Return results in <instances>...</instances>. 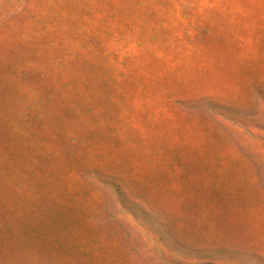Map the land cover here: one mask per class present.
<instances>
[{
    "label": "rangeland",
    "instance_id": "obj_1",
    "mask_svg": "<svg viewBox=\"0 0 264 264\" xmlns=\"http://www.w3.org/2000/svg\"><path fill=\"white\" fill-rule=\"evenodd\" d=\"M0 264H264V0H0Z\"/></svg>",
    "mask_w": 264,
    "mask_h": 264
}]
</instances>
